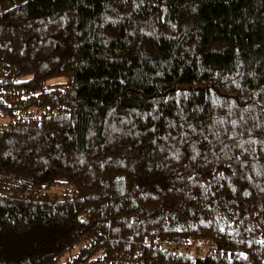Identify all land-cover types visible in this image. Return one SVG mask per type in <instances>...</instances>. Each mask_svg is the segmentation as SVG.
<instances>
[{
    "label": "trees",
    "instance_id": "16d2710c",
    "mask_svg": "<svg viewBox=\"0 0 264 264\" xmlns=\"http://www.w3.org/2000/svg\"><path fill=\"white\" fill-rule=\"evenodd\" d=\"M0 264H264V0H0Z\"/></svg>",
    "mask_w": 264,
    "mask_h": 264
},
{
    "label": "built area",
    "instance_id": "2783aa9c",
    "mask_svg": "<svg viewBox=\"0 0 264 264\" xmlns=\"http://www.w3.org/2000/svg\"><path fill=\"white\" fill-rule=\"evenodd\" d=\"M202 246V242H198L197 247Z\"/></svg>",
    "mask_w": 264,
    "mask_h": 264
}]
</instances>
